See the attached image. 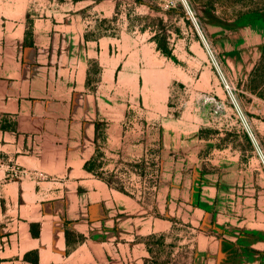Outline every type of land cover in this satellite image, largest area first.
Listing matches in <instances>:
<instances>
[{
    "label": "rangeland",
    "instance_id": "374dc122",
    "mask_svg": "<svg viewBox=\"0 0 264 264\" xmlns=\"http://www.w3.org/2000/svg\"><path fill=\"white\" fill-rule=\"evenodd\" d=\"M101 2L88 84L124 137L92 169L156 219L141 258L264 264V0Z\"/></svg>",
    "mask_w": 264,
    "mask_h": 264
},
{
    "label": "crops",
    "instance_id": "0c3cea01",
    "mask_svg": "<svg viewBox=\"0 0 264 264\" xmlns=\"http://www.w3.org/2000/svg\"><path fill=\"white\" fill-rule=\"evenodd\" d=\"M91 4L0 0V264H29V251L38 264H148L156 219L85 169L104 124L106 141L124 137L123 112L109 120L88 84L105 40Z\"/></svg>",
    "mask_w": 264,
    "mask_h": 264
},
{
    "label": "trees",
    "instance_id": "16d2710c",
    "mask_svg": "<svg viewBox=\"0 0 264 264\" xmlns=\"http://www.w3.org/2000/svg\"><path fill=\"white\" fill-rule=\"evenodd\" d=\"M72 2H80V1H92L94 3H100L103 0H71ZM136 3H142L141 0H135ZM116 8V5H115ZM93 161H89L87 163H85V169L87 171L93 170L92 169V164ZM33 234H36V232L33 231ZM23 260L29 264H38V255L36 251H29L27 253L24 254L23 256Z\"/></svg>",
    "mask_w": 264,
    "mask_h": 264
},
{
    "label": "built area",
    "instance_id": "2783aa9c",
    "mask_svg": "<svg viewBox=\"0 0 264 264\" xmlns=\"http://www.w3.org/2000/svg\"><path fill=\"white\" fill-rule=\"evenodd\" d=\"M14 174V173H13Z\"/></svg>",
    "mask_w": 264,
    "mask_h": 264
}]
</instances>
